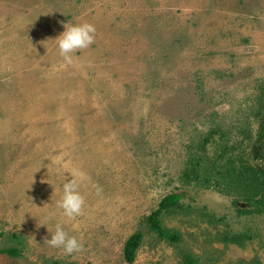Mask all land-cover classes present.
Here are the masks:
<instances>
[{
    "label": "rangeland",
    "instance_id": "1",
    "mask_svg": "<svg viewBox=\"0 0 264 264\" xmlns=\"http://www.w3.org/2000/svg\"><path fill=\"white\" fill-rule=\"evenodd\" d=\"M68 23L96 28L71 65ZM263 87L264 0H0V250L19 252L0 264H127L138 230L134 264H264V209L225 173L264 170L248 141ZM74 170L86 204L70 220L56 204ZM171 193L175 243L144 224ZM58 223L82 251L45 242Z\"/></svg>",
    "mask_w": 264,
    "mask_h": 264
},
{
    "label": "trees",
    "instance_id": "2",
    "mask_svg": "<svg viewBox=\"0 0 264 264\" xmlns=\"http://www.w3.org/2000/svg\"><path fill=\"white\" fill-rule=\"evenodd\" d=\"M260 102L258 103L259 108L255 111L256 117L264 116V87L260 90L259 94ZM264 126V121L262 122L261 127ZM244 132V131H243ZM245 134V133H243ZM249 147L253 150V154L256 155L254 160H259L262 156H264V128L262 132L259 133L258 139L254 141V139L248 138ZM207 142V141H206ZM263 148V149H262ZM242 160L240 163H237L236 160H228L230 171H226L225 173L229 178V185H236L239 187H244L246 190H250L249 195L245 194L242 197L244 201H254V206L257 207V210L264 209V170L256 168L254 165L250 164L249 160ZM234 167V168H233ZM225 168V164L223 165ZM233 168V169H232ZM232 173V174H231ZM218 175L221 176V172L218 171ZM198 179V177H197ZM182 194L171 193L170 195L164 197L159 204L157 210L152 212L149 216L146 217L145 225L147 228L156 233L160 239L166 240L170 243H175L179 241V234L177 232L165 229L160 220V217L164 213L171 212L173 210L182 208L180 204V200L182 199ZM238 212L241 214L249 213V210L238 209ZM222 237V241L225 244H237L238 246L245 245V239L249 238V233L242 234H232L230 232H226L225 234L219 235V238ZM144 240V233L141 230H138L135 234H133L126 242L124 246V259L127 264H134L136 260L137 251L139 250L142 242ZM0 254H6L11 257H17L19 252L16 249L9 250H0ZM183 264H193L192 258L190 256H186V260ZM242 264H245L244 262ZM249 264H258V262L254 261Z\"/></svg>",
    "mask_w": 264,
    "mask_h": 264
},
{
    "label": "clouds",
    "instance_id": "3",
    "mask_svg": "<svg viewBox=\"0 0 264 264\" xmlns=\"http://www.w3.org/2000/svg\"><path fill=\"white\" fill-rule=\"evenodd\" d=\"M65 31L55 41L58 45L59 55L62 60L71 65L74 61V54L88 49L95 43L96 28L90 23L64 25ZM83 174L78 170L72 173V179L63 185V196L57 201L56 207L63 210V215L70 220H74L84 214L85 198L79 191L78 178ZM45 242L53 248H60L66 254L71 255L83 250V245L75 236H69L63 227L58 223L55 232L51 234V239Z\"/></svg>",
    "mask_w": 264,
    "mask_h": 264
}]
</instances>
